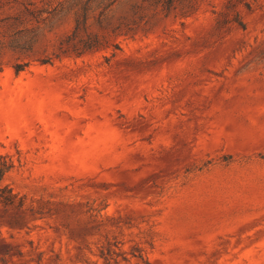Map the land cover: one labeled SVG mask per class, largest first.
Returning <instances> with one entry per match:
<instances>
[{"label":"rangeland","instance_id":"374dc122","mask_svg":"<svg viewBox=\"0 0 264 264\" xmlns=\"http://www.w3.org/2000/svg\"><path fill=\"white\" fill-rule=\"evenodd\" d=\"M0 264H264V0H0Z\"/></svg>","mask_w":264,"mask_h":264},{"label":"trees","instance_id":"16d2710c","mask_svg":"<svg viewBox=\"0 0 264 264\" xmlns=\"http://www.w3.org/2000/svg\"><path fill=\"white\" fill-rule=\"evenodd\" d=\"M10 169V166L0 167V202H3L8 205L14 204L16 200V195L13 193L12 189L2 186L4 176Z\"/></svg>","mask_w":264,"mask_h":264}]
</instances>
